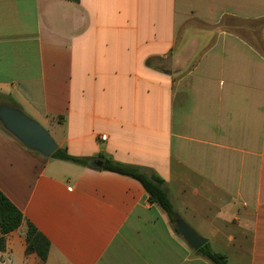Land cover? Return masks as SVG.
I'll list each match as a JSON object with an SVG mask.
<instances>
[{
  "label": "crops",
  "instance_id": "obj_1",
  "mask_svg": "<svg viewBox=\"0 0 264 264\" xmlns=\"http://www.w3.org/2000/svg\"><path fill=\"white\" fill-rule=\"evenodd\" d=\"M4 103L74 156L157 174L214 251L264 264V0H0ZM0 189L24 215L6 264H214L138 180L1 125Z\"/></svg>",
  "mask_w": 264,
  "mask_h": 264
},
{
  "label": "trees",
  "instance_id": "obj_2",
  "mask_svg": "<svg viewBox=\"0 0 264 264\" xmlns=\"http://www.w3.org/2000/svg\"><path fill=\"white\" fill-rule=\"evenodd\" d=\"M73 2H80V0H70ZM17 106V105H16ZM19 107V106H18ZM3 129L8 131L0 121ZM9 132V131H8ZM10 133V132H9ZM11 134V133H10ZM56 158L69 160L77 164L96 167L92 164L90 158L79 157L70 154L67 149L59 148L53 155ZM104 170L116 172L126 175L138 180L149 194L152 202L160 205L166 212L171 222L174 224L175 229L179 232L177 227V218L180 217L169 192L164 185V180L155 173H148L139 166L133 164H126L105 158ZM24 222V215L22 211L7 197V195L0 189V251L5 252L6 235L18 229ZM26 253H37L38 256L46 261L50 252L51 242L49 238L41 232L38 227L31 221H27L26 231ZM201 255L207 257L214 264H230L228 257L221 252L214 251L210 243L207 242L203 247L197 250Z\"/></svg>",
  "mask_w": 264,
  "mask_h": 264
},
{
  "label": "water",
  "instance_id": "obj_3",
  "mask_svg": "<svg viewBox=\"0 0 264 264\" xmlns=\"http://www.w3.org/2000/svg\"><path fill=\"white\" fill-rule=\"evenodd\" d=\"M0 121L11 134L31 149L49 157L53 156L59 149V145L51 133L18 106L1 104ZM94 165L102 168L104 160H96ZM176 222L179 232L195 250H199L208 242L207 238L196 231L182 217H178Z\"/></svg>",
  "mask_w": 264,
  "mask_h": 264
},
{
  "label": "built area",
  "instance_id": "obj_4",
  "mask_svg": "<svg viewBox=\"0 0 264 264\" xmlns=\"http://www.w3.org/2000/svg\"><path fill=\"white\" fill-rule=\"evenodd\" d=\"M101 139L102 140H106L107 139V135L106 134H102L101 135ZM6 257H5V252H1L0 251V264H6L7 261H6Z\"/></svg>",
  "mask_w": 264,
  "mask_h": 264
},
{
  "label": "rangeland",
  "instance_id": "obj_5",
  "mask_svg": "<svg viewBox=\"0 0 264 264\" xmlns=\"http://www.w3.org/2000/svg\"><path fill=\"white\" fill-rule=\"evenodd\" d=\"M165 67H167V64L165 63V65H164Z\"/></svg>",
  "mask_w": 264,
  "mask_h": 264
}]
</instances>
